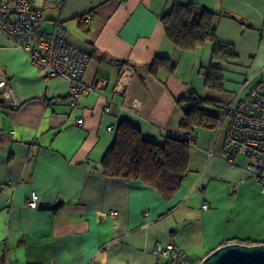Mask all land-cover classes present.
<instances>
[{
    "label": "crops",
    "instance_id": "1",
    "mask_svg": "<svg viewBox=\"0 0 264 264\" xmlns=\"http://www.w3.org/2000/svg\"><path fill=\"white\" fill-rule=\"evenodd\" d=\"M188 3L217 13L218 38L235 46V61L212 63L211 44L181 50L168 39L163 17ZM39 4L47 33L59 24L70 43L90 53L85 83L108 84L72 108L69 81L47 77L0 32V76L8 82L0 92V264H164L154 249L167 243L199 263L226 244L264 243L262 185L248 171L251 157L229 159L227 120L198 131L189 172L170 202L141 181L106 177L100 168L120 121L162 144L180 135L177 101L190 89L218 103L208 109L220 117L264 79V0ZM158 56L175 65L173 74L150 73ZM211 66L224 73L222 90L201 75ZM33 193L36 208L28 205Z\"/></svg>",
    "mask_w": 264,
    "mask_h": 264
},
{
    "label": "trees",
    "instance_id": "2",
    "mask_svg": "<svg viewBox=\"0 0 264 264\" xmlns=\"http://www.w3.org/2000/svg\"><path fill=\"white\" fill-rule=\"evenodd\" d=\"M216 12L195 3L176 4L163 17L168 39L181 50H196L206 44L212 45L213 62H232L238 58L234 45L218 38L214 26ZM153 76L159 72L173 74L175 65L168 59L156 57L149 66ZM206 85L222 90L224 73L211 66L201 70ZM183 112L180 135H169L162 144L146 139L141 130L128 120L120 121L114 142L105 154L100 168L106 177L121 178L127 182L141 181L157 190L170 202L183 185L189 172L191 147L197 133L202 129L214 130L221 119L208 107L218 103L205 98L194 89L177 101ZM225 108V106H224ZM242 244V242H240ZM247 245H254L249 242Z\"/></svg>",
    "mask_w": 264,
    "mask_h": 264
},
{
    "label": "built area",
    "instance_id": "3",
    "mask_svg": "<svg viewBox=\"0 0 264 264\" xmlns=\"http://www.w3.org/2000/svg\"><path fill=\"white\" fill-rule=\"evenodd\" d=\"M39 1L0 0V32L24 49L30 60L46 72L47 77L69 81L70 106L75 108L83 95H100V88L106 87L108 80L99 78L94 84L85 83L90 53L70 43L59 24L51 33L44 30ZM66 1L44 0V6L62 8ZM7 86V79L0 76V92ZM109 110L107 106L106 111ZM226 120L229 121L226 139L229 159L232 160L234 154L251 157L253 161L249 163L248 171L262 185L264 192V79L242 101L225 106L219 125ZM78 123L82 124L83 119H78ZM38 200L39 196L33 193L28 205L36 208ZM208 207V204L204 205V209ZM154 253L164 260V264H199L173 243L157 244Z\"/></svg>",
    "mask_w": 264,
    "mask_h": 264
},
{
    "label": "water",
    "instance_id": "4",
    "mask_svg": "<svg viewBox=\"0 0 264 264\" xmlns=\"http://www.w3.org/2000/svg\"><path fill=\"white\" fill-rule=\"evenodd\" d=\"M6 99L0 97V104H5ZM9 107L16 105L9 102ZM3 137L0 132V147ZM199 264H264V243L247 245L230 243L216 248L208 254Z\"/></svg>",
    "mask_w": 264,
    "mask_h": 264
}]
</instances>
